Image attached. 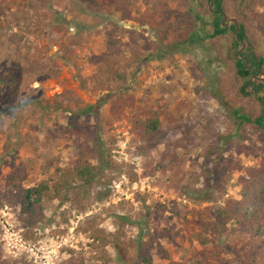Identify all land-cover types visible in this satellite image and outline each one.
<instances>
[{
  "label": "rangeland",
  "instance_id": "374dc122",
  "mask_svg": "<svg viewBox=\"0 0 264 264\" xmlns=\"http://www.w3.org/2000/svg\"><path fill=\"white\" fill-rule=\"evenodd\" d=\"M211 10L206 0H0V264L255 255L232 223L198 241L210 233L198 222L238 200L241 174L264 160L261 134L234 114L258 112L263 89L238 96L233 35L207 38ZM233 19L264 68V0H223V26ZM243 44L239 60L254 54ZM106 63L123 79L105 81ZM117 96L128 105L112 115ZM154 113L160 137L137 148L132 125ZM84 162L95 167L90 185L75 181L21 213L15 186L53 189Z\"/></svg>",
  "mask_w": 264,
  "mask_h": 264
},
{
  "label": "trees",
  "instance_id": "16d2710c",
  "mask_svg": "<svg viewBox=\"0 0 264 264\" xmlns=\"http://www.w3.org/2000/svg\"><path fill=\"white\" fill-rule=\"evenodd\" d=\"M208 4L212 3V10L209 15L212 16V32L207 35L208 39H213L218 36H224L229 32L233 35L232 46L234 48L233 66L234 75L231 77V84L237 87V94L246 99L254 97V92L263 89L262 96L256 97L259 102V111L247 112L240 114L238 110L234 111V114L239 118L242 123H248L254 129L259 131L261 139L264 141V77L262 81H258L261 76H264V68L262 67V59L256 57L255 48L252 47V42L248 40V34L243 23H238V30L236 33L235 24L229 26H223L221 21L223 11V0H206ZM246 43V50L249 53L248 59L239 60L238 57H244L247 54L241 52L238 55L237 52L242 47V43ZM114 65L110 63L105 64V68H99L101 70V76L105 81H110L111 78L122 80L123 77L113 69ZM253 79V80H252ZM255 85V86H254ZM254 86V87H253ZM119 101L122 105H119ZM128 105V101L125 98L116 97L113 104L109 106V113L115 115ZM91 112L95 114L94 106H86L85 112ZM239 113V114H238ZM131 140H134L137 144V148L140 146H151L156 144L161 134V124L156 113L151 118L146 120H136L131 128ZM160 169L165 170V167L158 164ZM95 167L90 166L88 162H84L82 166L75 165L71 170L63 171L61 174V182L57 184V187L53 189L49 186V183L44 181L37 185L30 186L28 188L15 186L16 192L14 197L21 207V213L32 216L36 210V207L40 205L41 200L44 197L52 196L58 193L63 187H70L71 183L75 181H81L90 185L93 181ZM239 198L238 200L227 199L224 202V206H220L214 211L210 220L202 225L204 231L210 233L198 241L202 246L206 245L213 240L214 237L221 235L228 223H232L234 227L241 233L245 234L244 244L247 249L244 253H253L256 248L254 256L248 254L242 255V260L239 264H264V248L261 246L264 244V160L260 164L253 168H248L243 172L239 178ZM212 187V186H210ZM200 194L206 195L204 190L199 191ZM194 194H198L195 191ZM210 196L211 194H207ZM208 198H205V201ZM210 239V240H209ZM142 264H150L146 255H139ZM236 260L235 264L238 263Z\"/></svg>",
  "mask_w": 264,
  "mask_h": 264
},
{
  "label": "water",
  "instance_id": "95a60500",
  "mask_svg": "<svg viewBox=\"0 0 264 264\" xmlns=\"http://www.w3.org/2000/svg\"><path fill=\"white\" fill-rule=\"evenodd\" d=\"M210 6L212 5V3L210 2V4H209ZM223 20H225V17L223 16V18H222ZM228 22V21H227ZM226 22V23H227ZM232 22H233V24H235V29H236V33H237V30H238V24H237V21L236 20H232ZM223 25H225V24H223ZM243 47H244V44L242 43V48L239 50V52H241V50L243 49ZM255 86V85H254ZM253 86V87H254Z\"/></svg>",
  "mask_w": 264,
  "mask_h": 264
},
{
  "label": "built area",
  "instance_id": "2783aa9c",
  "mask_svg": "<svg viewBox=\"0 0 264 264\" xmlns=\"http://www.w3.org/2000/svg\"><path fill=\"white\" fill-rule=\"evenodd\" d=\"M18 239L15 238V241H17ZM19 242L21 243V240H19Z\"/></svg>",
  "mask_w": 264,
  "mask_h": 264
}]
</instances>
